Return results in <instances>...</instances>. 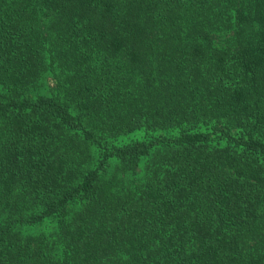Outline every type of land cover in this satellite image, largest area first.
I'll list each match as a JSON object with an SVG mask.
<instances>
[{"label": "trees", "instance_id": "obj_1", "mask_svg": "<svg viewBox=\"0 0 264 264\" xmlns=\"http://www.w3.org/2000/svg\"><path fill=\"white\" fill-rule=\"evenodd\" d=\"M0 264H264V0H0Z\"/></svg>", "mask_w": 264, "mask_h": 264}, {"label": "rangeland", "instance_id": "obj_2", "mask_svg": "<svg viewBox=\"0 0 264 264\" xmlns=\"http://www.w3.org/2000/svg\"><path fill=\"white\" fill-rule=\"evenodd\" d=\"M143 135H144V134H143L142 131L137 130V131H135V132L129 134V135H128L127 137H125V138H126V140L129 139L130 137H131V138H132V137H134V138H140V137L143 136ZM121 141H123V140H121Z\"/></svg>", "mask_w": 264, "mask_h": 264}]
</instances>
